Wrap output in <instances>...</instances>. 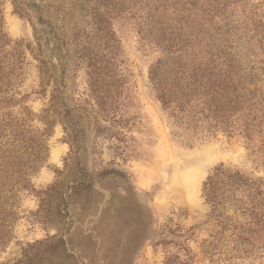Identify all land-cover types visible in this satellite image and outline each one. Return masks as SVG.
<instances>
[{
	"label": "rangeland",
	"instance_id": "obj_1",
	"mask_svg": "<svg viewBox=\"0 0 264 264\" xmlns=\"http://www.w3.org/2000/svg\"><path fill=\"white\" fill-rule=\"evenodd\" d=\"M140 16L138 0H0V264H264V227L203 194L218 167L264 185V155L197 100L163 107Z\"/></svg>",
	"mask_w": 264,
	"mask_h": 264
},
{
	"label": "trees",
	"instance_id": "obj_2",
	"mask_svg": "<svg viewBox=\"0 0 264 264\" xmlns=\"http://www.w3.org/2000/svg\"><path fill=\"white\" fill-rule=\"evenodd\" d=\"M138 2L141 33L164 56L150 71L163 107L184 110L197 100L206 120L228 137L242 132L264 155V15L259 5L248 0ZM256 131L259 139H254ZM0 167L5 168L4 160ZM25 181L22 173L14 187ZM262 187L239 172L218 167L204 183L203 194L212 214L234 195L233 204L246 224L264 227ZM240 189L244 192L239 200L235 194Z\"/></svg>",
	"mask_w": 264,
	"mask_h": 264
}]
</instances>
